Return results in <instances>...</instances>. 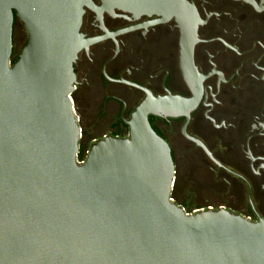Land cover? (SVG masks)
Masks as SVG:
<instances>
[{"label":"water","instance_id":"water-1","mask_svg":"<svg viewBox=\"0 0 264 264\" xmlns=\"http://www.w3.org/2000/svg\"><path fill=\"white\" fill-rule=\"evenodd\" d=\"M176 1L179 14L185 2ZM85 7L95 8L0 0V264H264V219L191 211L173 196L172 149L149 115H188L198 98L134 83L146 96L126 121L129 135L97 139L79 160L74 63L90 42L80 31ZM16 18L28 39L12 63Z\"/></svg>","mask_w":264,"mask_h":264},{"label":"flooded vegetation","instance_id":"flooded-vegetation-1","mask_svg":"<svg viewBox=\"0 0 264 264\" xmlns=\"http://www.w3.org/2000/svg\"><path fill=\"white\" fill-rule=\"evenodd\" d=\"M92 1L74 96L94 135H129L126 121L146 96L134 83L154 95L198 98L188 115H149L172 149L174 197L264 219V0H184L180 17L176 0ZM20 22L15 60L28 39L23 25L18 40Z\"/></svg>","mask_w":264,"mask_h":264},{"label":"rangeland","instance_id":"rangeland-1","mask_svg":"<svg viewBox=\"0 0 264 264\" xmlns=\"http://www.w3.org/2000/svg\"><path fill=\"white\" fill-rule=\"evenodd\" d=\"M19 27V36H18V40L19 42L21 41L20 38H22L24 32L22 30V27H23V23L20 22V24L18 25ZM74 99H75V103H76V106H77V113L79 115V119H80V125L83 129V137H82V142L84 141L85 143L87 144H93L97 139H100V138H103L105 136H100V135H94L95 132H94V121L90 118V115H89V111H86L85 109H83L84 107L81 105V103L78 104L75 96H74ZM102 124V122H99V124ZM105 127V125H104ZM85 130H88V134H85Z\"/></svg>","mask_w":264,"mask_h":264},{"label":"trees","instance_id":"trees-1","mask_svg":"<svg viewBox=\"0 0 264 264\" xmlns=\"http://www.w3.org/2000/svg\"><path fill=\"white\" fill-rule=\"evenodd\" d=\"M14 61H15V59L13 58V61H12V63H14ZM149 121H150V123H151V125H152V127L155 129V131L159 134V135H161L163 138H165L164 137V135H163V133L160 131V129L157 127V125H156V123L154 122V121H152L151 119H149ZM122 137V136H121ZM89 148H90V146H89V144H83L82 142H81V145H80V153H79V160L80 161H83L85 158H86V155H87V151L89 150ZM174 196V195H173ZM178 200V199H177ZM183 206L185 207V208H188V210H194V209H199L200 208V206H197V207H195V205L193 204V203H191L189 200H185L183 203Z\"/></svg>","mask_w":264,"mask_h":264}]
</instances>
